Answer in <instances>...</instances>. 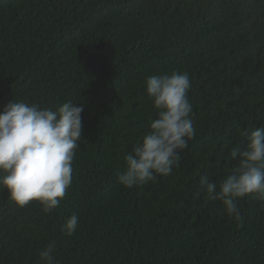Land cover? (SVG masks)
Wrapping results in <instances>:
<instances>
[{"label":"trees","instance_id":"16d2710c","mask_svg":"<svg viewBox=\"0 0 264 264\" xmlns=\"http://www.w3.org/2000/svg\"><path fill=\"white\" fill-rule=\"evenodd\" d=\"M174 70L190 75L196 137L171 175L126 188L123 156L154 115L145 80ZM15 98L72 100L83 131L59 208L0 190V264H40L51 241L60 264H264V203L240 200L238 221L199 184L264 123V0H0V112Z\"/></svg>","mask_w":264,"mask_h":264},{"label":"clouds","instance_id":"9594fccd","mask_svg":"<svg viewBox=\"0 0 264 264\" xmlns=\"http://www.w3.org/2000/svg\"><path fill=\"white\" fill-rule=\"evenodd\" d=\"M154 115L147 129L123 156L124 170L119 182L126 188L142 187L158 176H169L179 165V151L189 148L196 137L193 105L188 93L192 87L187 71L153 74L145 80ZM83 106L68 100L55 107H42L23 100L10 101L0 112V190L23 208L36 201L45 214L60 207L73 183V161L82 139ZM258 121L264 113H257ZM233 125V124H232ZM247 139L228 147L236 166L219 180L209 175L199 179L210 201H220L222 210L241 220L239 201L251 197L264 203V123L249 125L240 133ZM79 217L73 213L61 231L71 237ZM56 242L38 250L40 264H60L54 256Z\"/></svg>","mask_w":264,"mask_h":264}]
</instances>
